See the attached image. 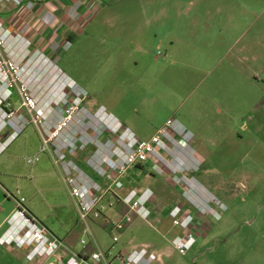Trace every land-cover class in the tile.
Returning <instances> with one entry per match:
<instances>
[{
	"label": "rangeland",
	"instance_id": "374dc122",
	"mask_svg": "<svg viewBox=\"0 0 264 264\" xmlns=\"http://www.w3.org/2000/svg\"><path fill=\"white\" fill-rule=\"evenodd\" d=\"M85 1L91 17L58 60L46 55L44 41L36 40L28 23H21L31 12L28 2L0 0V22L12 36L21 34L31 43V54H45L54 70L59 67L86 93L85 115L103 108L152 149L147 163L126 174L120 192L152 189L150 220L116 202L93 223L100 247L107 251L114 246L117 255L144 245L153 254L152 264H264V114L255 111L253 89H237L230 73L214 78L215 69L236 62L237 9L228 11L227 43L215 47V32L207 29L206 18L208 11L216 16L215 7L209 9L208 4L220 0ZM167 2H178L182 13L175 26L178 43L170 53V25L147 23L160 16V6ZM192 40L195 47L187 43ZM8 48L17 50L13 44ZM35 61L36 78L57 81L51 91L57 89L58 73L45 76L49 64ZM13 100L19 106L17 94ZM93 122L101 132L102 124ZM120 136L113 137L117 146ZM107 139L101 137L103 142ZM42 145L37 128L30 125L0 157V200H5L0 205V236L14 213L15 204L6 197L11 194L24 198L34 215L81 251V240L91 239L50 155L41 154L35 166L27 164ZM87 155L89 150L77 161L101 182L87 167ZM177 206L183 208V218L195 216L198 231L204 229L186 254L173 245V239L183 235L171 217ZM114 237L119 239L116 244ZM8 250L0 248V264L17 260Z\"/></svg>",
	"mask_w": 264,
	"mask_h": 264
},
{
	"label": "built area",
	"instance_id": "2783aa9c",
	"mask_svg": "<svg viewBox=\"0 0 264 264\" xmlns=\"http://www.w3.org/2000/svg\"><path fill=\"white\" fill-rule=\"evenodd\" d=\"M19 1L28 2L29 10L35 7V0ZM9 44L15 45L17 50L7 49ZM30 47L31 43L24 36H12L0 22V156L28 126L37 128L43 145L39 154L26 159L27 164L35 166L41 154L50 155L67 187L84 233L91 239L90 242L83 238V251L76 253L68 250L72 258L69 261L59 260L57 264H152L153 254H150L147 246H135L128 252L120 251L115 255L114 246L107 251L100 247L93 230L94 221L113 209L116 202L127 206L140 219L150 220L151 204L155 200L152 189L120 192L125 188L126 174L137 164L147 163L152 149L103 108L98 109L96 114L88 112V116L85 115L82 104L86 100V93L59 67L56 66L54 70V63L45 54L39 51L31 54ZM34 60L49 64L48 70L43 72L45 76L51 71L50 77L58 73L60 81L56 85L57 89L51 91L53 80L42 87L44 82L35 76L39 70L37 65L33 66ZM15 94L19 98V106L14 103ZM99 117L104 119L103 122ZM90 118L102 124L101 132L97 130L98 124L88 121ZM119 134L120 143L117 146L113 137ZM102 136L108 138L107 141L103 142ZM88 150L85 163L101 182L77 161ZM14 198L17 207L8 219L9 227L0 236L1 245L30 248V260L38 257L54 258L61 250L67 249L31 214L24 198ZM182 214L181 206L171 212L174 224L183 230V235L173 239V245L181 254H186L201 240L204 229L198 231L193 226L195 216L192 213L184 218ZM14 219L21 221L16 231L11 225ZM92 242L94 245H91ZM118 242V237H114V243ZM90 245L93 249L89 248Z\"/></svg>",
	"mask_w": 264,
	"mask_h": 264
},
{
	"label": "crops",
	"instance_id": "0c3cea01",
	"mask_svg": "<svg viewBox=\"0 0 264 264\" xmlns=\"http://www.w3.org/2000/svg\"><path fill=\"white\" fill-rule=\"evenodd\" d=\"M213 6L216 9V16H213L214 14L211 11H208L209 18H206V22H208L207 29L215 32V47L224 46L225 43H227L229 33L228 11L230 8L237 9V16L235 17L237 28V39L235 42L237 49L236 62L231 66H223L215 69L214 73L217 76L215 75L214 78L218 81L217 78H221L225 74L230 73L233 76L235 87L237 89H253L255 91V96L253 97L252 102L255 105V111L259 115H263L264 0H255L253 3H250V1L247 3H244V1L230 3L227 0H220L215 4H208L209 9L213 8ZM160 7L162 9L160 11V16H157L154 19H148L147 23L150 25L152 23L158 24L161 22L165 23L164 25H170V29H172L167 40V50L170 53L178 43L175 30L181 23V20L178 19L182 18V13L177 11L180 7L178 2H167L162 4ZM89 8L90 6H88V3L85 0H35V7L31 10V12L26 14L28 16L23 18L21 23H28V30L32 31L36 40L44 41L46 45L45 54L58 60L65 45L72 41V38L77 33L82 32L83 25H85L87 20L91 17V14H88ZM246 8L247 14H244L243 12ZM250 9H252V11H250ZM198 20L199 18L196 17L193 21L196 24ZM34 27L35 29H32ZM187 43L193 47L197 44L195 40H192L191 42L188 41ZM215 54H217V52ZM240 97L243 98L244 95L241 94ZM4 153H2L1 156H3ZM4 192L6 194L7 191L4 190ZM6 197L8 201L14 202L15 207L13 211H15L17 203L14 196L8 194ZM4 201L5 200H0V205H2ZM31 214L35 216L54 237L61 240L67 249L61 250L58 256L54 258L48 259L45 257H38L30 260L28 258L31 251L30 248L21 249L16 246H3L0 244L1 249L7 247L10 254H16L17 260L14 261L13 264H57L59 260L69 261L71 259V255L68 250L76 253H81L83 251V249L81 251H76L70 240H63L36 215L32 212ZM26 250L27 253L25 255L23 254V257H21V251L25 253L24 251ZM121 251L126 250L122 249Z\"/></svg>",
	"mask_w": 264,
	"mask_h": 264
},
{
	"label": "bare ground",
	"instance_id": "6f19581e",
	"mask_svg": "<svg viewBox=\"0 0 264 264\" xmlns=\"http://www.w3.org/2000/svg\"><path fill=\"white\" fill-rule=\"evenodd\" d=\"M47 82L48 81H45L43 84V86L42 87H44L46 84H47ZM52 82H54V83H52V84H55V81H52ZM59 92V91H58ZM98 118V117H97ZM100 118V120L103 122V118L102 117H99ZM107 123H109L108 121H107ZM11 225H14V231H16L19 227H20V225H21V221L19 220V219H14L12 222H11ZM11 235H13V234H11ZM11 237V236H10Z\"/></svg>",
	"mask_w": 264,
	"mask_h": 264
}]
</instances>
